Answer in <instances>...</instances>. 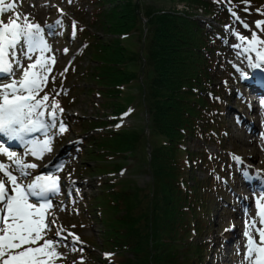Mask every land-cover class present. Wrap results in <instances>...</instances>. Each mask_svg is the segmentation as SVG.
I'll return each instance as SVG.
<instances>
[{"label": "trees", "instance_id": "16d2710c", "mask_svg": "<svg viewBox=\"0 0 264 264\" xmlns=\"http://www.w3.org/2000/svg\"><path fill=\"white\" fill-rule=\"evenodd\" d=\"M113 1L116 2L108 10L106 5ZM179 1H184L187 6L182 13L157 9L153 12L148 4L144 5L143 0H92L90 25L96 29L113 26L114 37L105 43L95 31L84 29L80 34L85 43L84 56L91 63L96 62L79 70L81 80L94 83V86L81 88L80 91L87 90L89 94L95 92L102 98L103 105L118 115L126 109V105L118 101L119 97L111 101L104 91L117 92L124 88L125 82L130 84L133 81L142 90V102L150 119L147 135L139 127L108 128L106 126L111 122L100 117L77 119V125L82 131L94 127L103 130L85 139L88 147L84 152V160H87H83V165L96 168L102 174L101 168L88 165L89 161L95 162L98 154L101 156V151L110 148L112 144L119 147L124 141L120 147L135 153L152 177V183L144 189L122 193V199H125L122 204L119 195L115 204L103 202V196L115 189L107 183H103L97 196L89 198L86 207L90 208L88 213L92 217L88 220L101 224L98 235L102 245L114 252L110 260L97 257L101 264H134V260L121 258L118 254L123 249L132 253V259L138 262L143 259L144 264H163L153 254L154 242L160 251L168 246H177V243H186L190 264H207L208 250L215 247L213 240L203 239L210 228L208 201L213 180L209 176L199 180L190 175L193 181L190 183L191 179L185 174L179 179L180 171L192 172L194 167H206L215 163V160L209 159V154L203 148H199L201 151H194L193 148L189 150L188 147L184 150L179 143L186 138L202 145L207 142L221 144L226 140L220 119L224 110L226 83L232 78L230 67L219 55L220 41L214 35L215 31L208 29L213 28L212 24L206 26L197 17L199 13L216 15L219 8L213 0ZM122 4L129 11L125 23L130 24L126 30L135 29L142 34L141 18L146 20V32L141 37L143 49L139 53H134L122 40L124 35L133 36L129 31H121L125 24L117 17V8ZM175 32L179 34L177 39L172 35ZM118 49H127L131 55L118 57L114 52ZM177 54L179 57L176 59ZM111 56L118 58L110 60ZM140 74L144 77L139 82L137 79ZM174 89H178V94L167 96L168 103L163 102L161 92H173ZM181 104H186L188 108H178ZM187 122L191 123L186 131L184 124ZM107 138H110L108 144L105 143ZM145 140L150 148V160L147 161L138 155ZM180 151L188 154L186 160L177 165L173 158ZM195 160L198 166L197 163L193 164ZM130 196L133 197L128 199ZM114 210L116 212L110 215V211ZM184 213L186 218L181 223ZM183 226L187 231L182 230ZM174 257L173 254L169 256L164 264L173 263L171 261H174Z\"/></svg>", "mask_w": 264, "mask_h": 264}, {"label": "rangeland", "instance_id": "374dc122", "mask_svg": "<svg viewBox=\"0 0 264 264\" xmlns=\"http://www.w3.org/2000/svg\"><path fill=\"white\" fill-rule=\"evenodd\" d=\"M43 1L45 3L44 5H46L47 8H48V6H50L52 4V3L51 4L49 3V0H43ZM66 2H67L66 0L60 1L53 8H49L48 10L45 9L44 7H42L43 5L39 6L43 9H45L44 12H41V13H38L39 7L35 6V2H28L24 5L23 12L25 15L30 14V17L35 16L34 19L36 21H44V20L50 21L55 17V14H56L54 11V8L61 9L64 12H66V14H67L66 17H68L69 19L74 18V19L79 21V24L81 26H84L88 30L95 31L96 34L100 38H102V40H104L105 43H107L108 39L114 37L113 32L115 31L114 30L115 28L113 26L112 27L105 26L106 29H102V28L96 29L90 25V21L92 19L90 18L91 4L89 3V0H75V3H73V5L68 6V3H67L66 4L67 7L65 6ZM115 2L113 1V2L109 3L108 6L106 5V7H108V10L113 7ZM143 2H144V5L148 4V6L150 8H152L153 12L155 11V9H157V10L163 11V12L170 10V11H175V12L178 11V12L182 13L183 11H186L183 8L187 7L186 3L184 1L180 2L179 0H143ZM255 3H259V4L255 5ZM123 7H124V4H122V6L120 8H119V6L117 8V13H118L117 17L120 19L121 23L125 24V26L121 28V31H122V33L129 31V34H133V36H130V37L126 36L125 37V35H124V38L122 40H123V42H125L124 44L129 46L128 48H131L134 53H139L143 49V43H142L141 37H143L145 32H146V26H145L146 20L143 17L141 18L140 24L142 26L141 27L142 34H140V32L138 30H135V29L134 30L133 29L126 30V26H128L130 24V22L125 23V20L128 19L127 13L129 11H126L127 8L124 9ZM245 7L249 10L245 11V12L243 11L244 14H242V15H243L244 19H248L251 21H258L257 18L261 14H264V6L260 4V1L246 3ZM32 13L34 15H32ZM197 17L199 18V20L201 22H203L204 25H207V23L209 22V19L206 16L202 17V16L198 15ZM102 20H103V18H102ZM255 25H257V24H255ZM255 25H254V27H255ZM213 27L218 30V26H215L213 24ZM254 27H253V29H244L242 27H238L237 32L240 33V37L243 36V37H246L248 39L245 41H241L240 37L234 36L233 40H231L230 46L233 48V50L229 55H226V57L228 58V62L230 63V65L234 69L236 81L238 80L241 72L246 70V63L248 62V58H246L245 55H241V52L239 49H243V50L246 49L247 53H251L250 50H247V49H249V46L248 47H246V46H247L248 41H250L252 39V36L255 32H257V33H255V34H257V36H259L261 39H264V25H262L261 31L255 30L256 28H254ZM225 33L230 34L227 32H225ZM172 35H174L173 37L175 39H177L179 37L178 32H175ZM81 44H82L81 38H80V40L79 39L76 40V43H74V49L71 51V53L74 54L77 50V47L81 46ZM237 45H239V47H237ZM115 46L117 48H119L117 45H115ZM260 46H264V44H260L259 47ZM119 50L120 49L114 50V52H116L118 57L126 58V57H129L131 55V53H129V51L127 49L126 50L124 49V51H119ZM108 52H110V51H108ZM118 57L111 56L110 60H112L113 58H118ZM175 57L177 59L179 57V54H177ZM68 59H69L68 56L65 57V59L63 60L62 63H64ZM78 64L81 66L79 70H82L84 67H87L90 64H92V65L96 64V62L92 61V63H91L87 56H83L78 61ZM54 72H57V71L54 70ZM189 73H190V71H189ZM18 75L19 76L16 78L17 80H19L21 78L20 70H19ZM16 76H17V74H16ZM51 76L52 75H50L49 77L47 76V83L44 86V89L49 87L47 94L49 95L50 99L53 100L54 103H58L61 106L65 107L66 110L68 111V113L70 114V117L73 118L76 116H82V117H86V118L100 117V118L108 119V115H110V114L114 115L113 111H111L112 109L109 107H105L103 105L102 98H99L95 92H93L92 94H89L88 92H86L87 90L79 91L78 88H80V87H92V86H94L93 82H88L87 80H83V79H82L83 80L82 81L79 78V76H77L76 74H73V75L69 76L67 79L65 78V76L56 77L50 83ZM143 77H144L143 74H140L137 81L140 82ZM64 80H66V81L64 84H62L64 82ZM123 85H125L124 88L119 89L117 92L104 91V94L106 92V94L108 96H110L111 101L115 100L116 97H119L118 101L120 103H123L124 106L126 105V110L127 109L135 110L129 118L125 119L126 122H125V125L123 128L128 129L130 127H139L141 129V131H143L147 135L148 134V126L150 124V119H149L148 112H147V110H146V108L142 102V90L137 85V83H134L133 81L130 84H129V82H125ZM65 86L69 87L71 89V92L68 96L72 95L75 98V101L70 103L68 106H66V103H65L63 96H62V93H60V94L55 93V91L59 87L66 89ZM177 92H178V89H174L173 92H171V91L161 92L162 101L166 102L167 96L170 97L173 94H178ZM180 95L182 96L184 94L180 93ZM225 98H226V96H225ZM166 103H168V102H166ZM186 107H187L186 104H181L178 108L184 109ZM241 109L242 108H240V110ZM248 115L249 114H247V113L244 114L245 117H248ZM232 118H233V112L231 110H227V113L225 114L223 119L226 122V124L229 125L230 133H229V138H227V140L223 143V147H225L226 150H230V151L234 152L235 154H237V157H239L241 160L249 162V164L251 166L261 167L262 166L261 165L262 160L264 161V157L263 156H256L253 152L243 149L244 147H246L245 143L247 141L250 140L252 142L254 140L250 139L249 132L246 131L245 125H243L244 127L241 129L237 128L238 126L235 123L237 120L241 121L242 118L241 117H235L234 119H232ZM190 123L191 122H187L186 124L183 123L184 124V130L187 131V128L190 127ZM109 128H112V127L109 126ZM73 129H74V131L76 130V128H73ZM78 129L79 128L77 127V130ZM92 132H93V130L89 131V134ZM263 132H264V123L258 122L257 131L255 132L256 141L261 140V135L263 134ZM69 134H70V137H72L73 132H70ZM109 141H110V138H107V141L105 143L108 144ZM123 142L124 141H122V143ZM122 143H120L119 147L115 144H112L110 148L105 149L104 151L100 152L101 156L98 154V156H97L98 159L95 162H91V165L93 167H100L101 168V171H102L101 181H104V183H107L109 185L111 184V186L113 188H115L114 192H111L110 194H106L105 196H103V202L104 203H108V204L117 203V197L119 195V198H121V204H122L125 200V199H122V196H123L122 193H124L126 191L131 192V191H134L137 189H144L145 187H147L148 184L152 183V177L149 174L148 168L145 165L141 164V161L138 160L137 156H135V153H133L132 151H129V149L124 150L125 147H120L122 145ZM179 146L184 150L186 147H188L189 150H191L192 147L194 148V150H196L197 144H195V142H191L189 138H186V139H184V141L179 143ZM248 147L252 148V145L248 146ZM86 148H87L86 146L83 147L84 151L86 150ZM208 150L211 153V152H214L218 149L214 146V144H212V145L208 146ZM218 151H220L222 153L221 157L225 156L224 155L225 154L224 149H221V150L219 149ZM149 153H150V148L148 146V143L145 140L144 146L139 150L138 155L143 157L147 161V159L150 160ZM187 154H188L187 152H181V153H179V155H177L173 159H175V162L177 163V165L182 164V162H184L186 160ZM83 155L84 154H82L81 156L79 155V158L77 159V161H74V162L72 161L70 163L68 171H71L73 174H75L76 177L80 178V183L83 186H85V197L86 196L92 197L93 195H96V193H99V191H100L99 187L97 186L98 184L96 183L97 175H98L96 173H99V171L96 168L92 169V168L88 167L87 165H81V162L84 160ZM85 160H87V159H85ZM229 165H231V164H229ZM78 166H79V169L83 172L82 176L77 174ZM262 167H264V166H262ZM186 171H187V173H181V171H180V173H179V179L180 180L182 179V175L184 176V174L186 175L187 178L191 179L190 183L193 182L191 176H196L199 180L203 179L204 177H205V179H207L206 178L207 174L205 173L204 168L197 167V169H194L192 172H190L189 170H186ZM88 184H89V188H88ZM234 184L235 183L233 182V186H234ZM211 196L212 197H210V200L208 201L209 209H210V218H209L210 228H209L206 236L203 239L206 240V239H213L214 238L215 244L217 245L216 252H220L222 249L223 255L226 256L228 253H230V246L231 245H230V243H224V244H222V247H221L219 245V238H218V236H220V235H218V234H220L222 232V230H223L222 228L224 226L228 227L232 220L235 223V225L240 224L243 226L244 223H243V220L236 218V216L234 214L223 215L222 214L223 211L227 210L228 208L226 206H220L219 205L221 202H217L216 195H215L214 191H213ZM132 197L133 196H130V197H128V199H130ZM226 200H228L227 197H226ZM232 203L236 204V206L238 205V203L234 200L232 201ZM82 207L83 206H80V211L82 210V212H83L82 214L84 216H87L88 215L87 211H84ZM220 208H222V210H220ZM240 211H242V210H239L238 212H240ZM113 212H116V210H114L112 212L110 211V215ZM218 214H221V215L218 216ZM182 215H183L184 219L181 221V223L184 222L185 218H186L185 213ZM66 218H69V217H66ZM228 218H230V219L228 220ZM69 219H70V221H68V224L73 225L72 221L74 219L73 218H69ZM221 220H223V222H220ZM77 222L81 223L83 226L79 225L78 227H76L73 225V227H75L76 230H73L71 227H69V229L71 231H74V234L77 235L78 237L82 236V238H84L86 242L88 241L86 239L88 237L92 240V242L89 241V243H88L90 246L89 247L90 249H88V251H87L88 253L92 254L93 256H95V255L97 256V254H98V256L101 255L102 251H98L99 248L102 247L101 249H106L102 245V242H101L102 240H101L100 236L98 235L100 233L99 229H101V224L97 223L95 221H93V222L88 221V223H84V222L80 221V219H78ZM182 230L187 231L185 226H183ZM244 232L247 233L248 232L247 229H245ZM176 238L178 239L179 236ZM239 242L241 243V239L239 240ZM239 242H238V244H239ZM177 244H178L177 246H175V245L168 246L165 248V250L160 251V248L157 247V243L154 242L153 243V249H154L153 254L157 255L156 260L159 262L162 261L164 264V260L168 259L169 256H171L173 254V256H175V257H174V261H171V262L176 263V264H190L191 260H188V258H187L188 253H189V251H188L189 247L186 245V243L185 244L177 243ZM150 247H152V246H150ZM157 248L159 249V251L156 250ZM173 250H175V252ZM157 252H158V254H157ZM118 254H120L121 258L129 257V259L134 260L133 261V262H135L134 264H144L143 259L140 262H138L136 259H132L134 257L132 255V253H127L124 249L121 251V253L118 252ZM70 256H71V259H73L76 256V254H71ZM223 258H224L223 261H219V260H217V257H212L211 253H209V259L208 260H209V262H211L210 264H227L225 257H223ZM86 262H88V263H85V264H90V263L92 264V262H93L92 258L86 256ZM173 263L168 262L167 264H173ZM237 264H239V263H237Z\"/></svg>", "mask_w": 264, "mask_h": 264}, {"label": "snow or ice", "instance_id": "6c2138e0", "mask_svg": "<svg viewBox=\"0 0 264 264\" xmlns=\"http://www.w3.org/2000/svg\"><path fill=\"white\" fill-rule=\"evenodd\" d=\"M17 2L0 0V74L13 78L10 83L0 84V134L24 146L25 157L30 155L42 160L45 153L52 151L53 130L57 129V123L59 132L66 131V127L58 120V103L47 104L50 99L47 93L37 99L47 83V73L51 72L48 61L54 63L55 59L45 56L51 48L45 39L44 29L39 24L28 22L27 17L23 18V23L20 22L21 13L15 11ZM232 14L236 16L235 12ZM5 15H8L7 22ZM262 25L264 21H257V27ZM240 39L245 41L248 38L241 36ZM260 44H264V39L253 34L247 49L259 56L260 62L254 65L257 69L264 64V53L257 47ZM24 60L30 63L25 65ZM16 69L21 72L19 80L15 79ZM46 112L47 120L44 118ZM0 155L11 162L0 161V264H55V260L62 257L56 248L67 238L61 236L60 229H56L58 239L45 238L56 225L55 219H47V209L51 206L47 195L56 191L58 177L41 174L25 184L23 181L31 176L29 170L38 165L26 162L10 146L2 143ZM61 168L58 167L57 171ZM260 215V223L264 225V206ZM250 226L256 236L252 232L246 233V256L249 264H264V227H256L255 221ZM71 235L75 237V234ZM77 241L78 237H75L73 243Z\"/></svg>", "mask_w": 264, "mask_h": 264}, {"label": "bare ground", "instance_id": "6f19581e", "mask_svg": "<svg viewBox=\"0 0 264 264\" xmlns=\"http://www.w3.org/2000/svg\"><path fill=\"white\" fill-rule=\"evenodd\" d=\"M246 147H244V150H249L251 152H253L256 156H263L264 157V144H261L258 141H247L245 143ZM252 148H249L248 146H251ZM253 212L255 213V210L253 208ZM240 223V222H239Z\"/></svg>", "mask_w": 264, "mask_h": 264}]
</instances>
